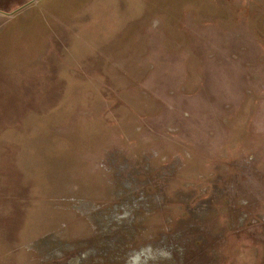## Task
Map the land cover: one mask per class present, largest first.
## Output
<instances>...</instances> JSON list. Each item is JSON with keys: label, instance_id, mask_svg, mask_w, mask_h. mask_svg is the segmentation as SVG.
Listing matches in <instances>:
<instances>
[{"label": "rangeland", "instance_id": "374dc122", "mask_svg": "<svg viewBox=\"0 0 264 264\" xmlns=\"http://www.w3.org/2000/svg\"><path fill=\"white\" fill-rule=\"evenodd\" d=\"M7 3L0 264H264V0Z\"/></svg>", "mask_w": 264, "mask_h": 264}, {"label": "flooded vegetation", "instance_id": "af4514ba", "mask_svg": "<svg viewBox=\"0 0 264 264\" xmlns=\"http://www.w3.org/2000/svg\"><path fill=\"white\" fill-rule=\"evenodd\" d=\"M9 1V3H15V2H22V0H8ZM2 3V0H0V4ZM9 3H7V4H9ZM23 4H26L25 2H23ZM23 4L22 5H20L19 7H21V6H23ZM79 257H84V255L83 254H78V253H76L75 255L74 254H72V256H70V257H68V259L66 258V260L64 261V263L65 264H83V262H80L79 260H78V258Z\"/></svg>", "mask_w": 264, "mask_h": 264}]
</instances>
